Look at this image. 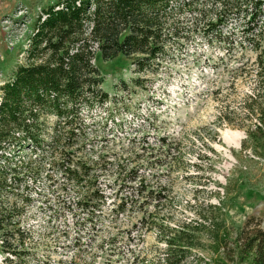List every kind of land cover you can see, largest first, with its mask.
Instances as JSON below:
<instances>
[{
  "label": "rangeland",
  "instance_id": "rangeland-1",
  "mask_svg": "<svg viewBox=\"0 0 264 264\" xmlns=\"http://www.w3.org/2000/svg\"><path fill=\"white\" fill-rule=\"evenodd\" d=\"M44 2L32 7L18 3L0 13V86L25 62L32 23ZM255 59L250 51L229 58L199 37L156 71L136 72L122 55L97 57L107 98L82 111L87 127L80 161L101 158L92 168L102 175L98 179L110 197L103 214L94 227L74 222L61 207L63 179L44 160L36 192L20 218L23 233L6 235L8 246H2L0 235V264H156L165 253L157 225L170 216L177 221L191 217L194 206L214 211L204 205L217 203L218 196L229 241L246 221L262 223L264 135L248 136V129L257 133V120L244 106L250 92L258 91L252 90L259 83L253 76ZM55 122L53 116L45 120L48 126ZM103 163L108 170L98 167ZM135 168L140 177L132 180ZM139 181L166 197H149L145 211L137 206L121 213L112 210ZM66 189L74 199L84 191ZM217 255L195 249L183 264H222Z\"/></svg>",
  "mask_w": 264,
  "mask_h": 264
},
{
  "label": "trees",
  "instance_id": "trees-1",
  "mask_svg": "<svg viewBox=\"0 0 264 264\" xmlns=\"http://www.w3.org/2000/svg\"><path fill=\"white\" fill-rule=\"evenodd\" d=\"M197 37L218 45L229 58L254 53L253 76L259 83L252 90L258 91L250 92L244 106L257 120V133L248 129V136L261 138L264 103L257 100H264V0H55L39 11L24 51L25 62L0 86L2 246L10 245L6 235L23 233L20 218L33 198L32 191L36 192L44 160L63 179L61 207L74 222L94 227L103 214L110 197L106 184L98 179L101 174L92 168L101 158L80 161L87 127L82 111L107 98L95 59L122 55L131 60L136 72L156 71ZM134 84L140 83L134 80ZM49 116L56 118L51 126L45 123ZM98 167L108 170L106 163ZM132 171V180L140 177L137 168ZM67 186L84 191L74 199ZM134 187L112 210L121 213L137 206L145 211L149 197H166L157 191L153 194L143 181ZM222 200L218 196L217 203H202L214 211L194 206L185 220L170 216L160 222L157 229L165 253L156 264H183L195 249L218 253L222 264H264V221L253 225L246 221L229 241Z\"/></svg>",
  "mask_w": 264,
  "mask_h": 264
},
{
  "label": "crops",
  "instance_id": "crops-1",
  "mask_svg": "<svg viewBox=\"0 0 264 264\" xmlns=\"http://www.w3.org/2000/svg\"><path fill=\"white\" fill-rule=\"evenodd\" d=\"M42 1H45L43 4V7L48 6L52 3L53 0H0V13L7 12L9 9L15 7L18 3L21 4H28L30 7L39 5V3H42Z\"/></svg>",
  "mask_w": 264,
  "mask_h": 264
}]
</instances>
